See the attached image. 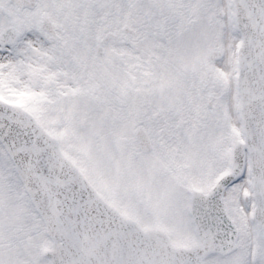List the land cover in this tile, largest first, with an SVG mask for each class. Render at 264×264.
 Masks as SVG:
<instances>
[{"label":"snow or ice","instance_id":"1","mask_svg":"<svg viewBox=\"0 0 264 264\" xmlns=\"http://www.w3.org/2000/svg\"><path fill=\"white\" fill-rule=\"evenodd\" d=\"M0 264H264V0H0Z\"/></svg>","mask_w":264,"mask_h":264}]
</instances>
